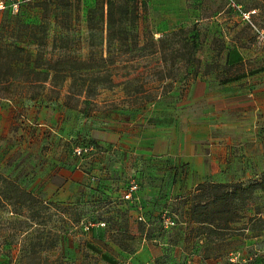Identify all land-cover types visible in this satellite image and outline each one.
I'll use <instances>...</instances> for the list:
<instances>
[{
	"label": "rangeland",
	"instance_id": "obj_1",
	"mask_svg": "<svg viewBox=\"0 0 264 264\" xmlns=\"http://www.w3.org/2000/svg\"><path fill=\"white\" fill-rule=\"evenodd\" d=\"M262 68L264 0H0V264H264V197L244 189L264 171V102L244 93L212 114L189 94L196 78L212 94ZM246 108L258 127L215 129L230 170L190 174L179 199L137 192L148 166L183 171L178 157L113 147L153 112L220 124ZM211 182L227 185H198Z\"/></svg>",
	"mask_w": 264,
	"mask_h": 264
},
{
	"label": "crops",
	"instance_id": "obj_2",
	"mask_svg": "<svg viewBox=\"0 0 264 264\" xmlns=\"http://www.w3.org/2000/svg\"><path fill=\"white\" fill-rule=\"evenodd\" d=\"M226 58L227 60L230 59V55H226ZM255 70L256 71H251L250 75H248L247 72L244 73V75H239V77H241L239 83H237V81L236 83L226 82L224 85L221 84V90L212 94H208L207 84L202 81V79L196 78L194 84L190 87L189 94L194 98V102L204 95V99L201 100V105L204 104L205 111L212 112L213 114L215 111L217 113L219 110L224 113L227 112L230 110L228 106L232 104L233 100L241 96V94L246 93V95L253 97L252 108L256 111L259 109L260 103L264 102V68ZM223 86H226L227 90H225ZM234 88L237 89L233 90ZM240 108H242V106L238 107V109ZM165 111L153 112L150 118H155L154 115H160L158 120H161L160 118H165L169 115L170 121L168 122L157 120L151 124H147L146 129L142 128L138 132L126 128V133H114L116 135V143H114L115 145L113 147L119 150L127 152L131 150L133 146L141 147V152L147 156H154L157 158H166L168 156L170 160L178 157L180 161L185 164L183 171L181 169L182 163L174 164L173 162L156 164V166L151 165L145 169L149 172L148 175L152 180L141 179V181H138L139 187L137 192L140 193L141 191L145 194H155L156 199L166 186L167 189L170 188L174 193V195H169L168 197L171 198L168 199L175 200L181 198L182 192L188 190L186 182H190V174L196 175L198 182H201L202 179H204L203 175L206 173H213L216 176L217 172L221 174L222 172L225 173L230 170L231 163L229 161V151L231 136L230 134L217 135L215 131L217 126H221L224 132L229 133L228 128L234 127L235 125L237 127H242L252 123L255 129V126L258 127L260 124L259 118H257L258 120L254 116H251V119L247 118L249 117L247 108L240 111L241 115L237 117L238 119L236 122H234L235 120L229 121L230 118H222L220 119V124L219 121L216 120V117L210 114H201L197 118L184 115L181 119V114L179 112L175 113V110ZM244 118L247 121H245ZM128 126L131 125L129 124ZM121 143L123 146H121ZM138 168L139 167H131L130 169V167L127 166L124 167V171L127 176H130L134 173V170L138 172ZM168 173L170 174L167 175ZM82 174L83 173L74 171L72 177L66 180V183L76 181ZM164 178L168 179V181H165ZM119 191L120 190L117 189L116 193H119ZM61 198L64 200L66 197ZM137 218H139V216H137Z\"/></svg>",
	"mask_w": 264,
	"mask_h": 264
},
{
	"label": "trees",
	"instance_id": "obj_3",
	"mask_svg": "<svg viewBox=\"0 0 264 264\" xmlns=\"http://www.w3.org/2000/svg\"><path fill=\"white\" fill-rule=\"evenodd\" d=\"M191 40H192V42L195 41L193 38ZM79 64H83V63L80 62ZM198 185L200 186V188L207 187L211 190H216L220 187L226 186L227 184L226 183L223 184V183L211 182V183H207V184L206 183H199ZM248 188H258L260 190L262 196L264 197V171L260 174V178H259V181L257 183L249 184L244 189H248ZM16 190L19 192L18 194L22 197V203L27 202V204H31L33 202L34 203L38 202V199L35 197V195L32 192H30L29 189L17 187ZM239 190H242V189L233 187L229 192L225 191V193H220V196L223 195V196H226L227 198L234 197L237 195V192ZM87 228L88 227H86V229ZM66 239H67V237H66Z\"/></svg>",
	"mask_w": 264,
	"mask_h": 264
},
{
	"label": "built area",
	"instance_id": "obj_4",
	"mask_svg": "<svg viewBox=\"0 0 264 264\" xmlns=\"http://www.w3.org/2000/svg\"><path fill=\"white\" fill-rule=\"evenodd\" d=\"M243 16H244V15H243ZM81 149H83V148H81ZM134 189H135V184H134V183L130 184V185L128 186V189H127L126 193H124L123 197H124V198H129V196H130V192L133 191ZM176 264H183V263H176Z\"/></svg>",
	"mask_w": 264,
	"mask_h": 264
}]
</instances>
